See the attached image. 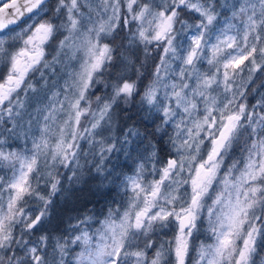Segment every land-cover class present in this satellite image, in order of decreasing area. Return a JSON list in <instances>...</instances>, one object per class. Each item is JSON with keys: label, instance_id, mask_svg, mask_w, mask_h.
Returning a JSON list of instances; mask_svg holds the SVG:
<instances>
[{"label": "clouds", "instance_id": "clouds-1", "mask_svg": "<svg viewBox=\"0 0 264 264\" xmlns=\"http://www.w3.org/2000/svg\"><path fill=\"white\" fill-rule=\"evenodd\" d=\"M19 9L0 28V264H178L177 236L183 264H264V0Z\"/></svg>", "mask_w": 264, "mask_h": 264}, {"label": "snow or ice", "instance_id": "snow-or-ice-1", "mask_svg": "<svg viewBox=\"0 0 264 264\" xmlns=\"http://www.w3.org/2000/svg\"><path fill=\"white\" fill-rule=\"evenodd\" d=\"M193 7H196L194 4ZM19 0H0V28L7 27L9 20L7 19V14L12 13L14 11H19ZM31 10V9H29ZM211 17H209V21L211 22ZM43 37H41L42 39ZM255 52V49H252V53ZM250 53L249 55H251ZM249 56H241L240 59L236 60L235 63L232 65L234 68H238L240 65L244 64L248 60ZM2 87V86H0ZM234 119V117H228L227 122L224 125V128L227 129L229 125L231 124V121ZM223 135V133H221ZM201 168H203V165H201ZM201 182V176L200 173L197 172L196 177L193 179L194 185H199ZM13 187H15L19 192H23L24 188L22 184H16ZM193 203L195 204V199L193 200ZM184 211V210H181ZM140 214H138L139 216ZM177 220L180 222L181 225V233L184 232V227L186 224L190 223L191 221V213H187L183 216H177ZM247 243V241H245ZM224 248H227L230 244V241L225 240L222 242ZM187 250V244L186 241H184L181 236H177L176 242H175V254L178 258V264H183L184 256L186 255ZM217 254L222 255V250L217 249ZM117 262L119 258V251H117ZM240 260H243L245 258V252L243 250L240 251ZM155 264V261L153 262ZM239 264V261L237 262Z\"/></svg>", "mask_w": 264, "mask_h": 264}]
</instances>
